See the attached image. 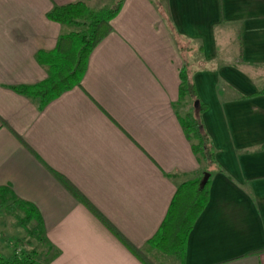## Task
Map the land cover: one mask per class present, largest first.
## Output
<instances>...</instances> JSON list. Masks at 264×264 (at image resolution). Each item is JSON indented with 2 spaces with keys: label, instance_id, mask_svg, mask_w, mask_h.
I'll use <instances>...</instances> for the list:
<instances>
[{
  "label": "crops",
  "instance_id": "1",
  "mask_svg": "<svg viewBox=\"0 0 264 264\" xmlns=\"http://www.w3.org/2000/svg\"><path fill=\"white\" fill-rule=\"evenodd\" d=\"M118 1L0 0V189L39 216L34 256L177 264L149 242L205 170L176 110L187 68L221 171L184 264H264V0H121L80 86L45 106L16 91L48 79L38 55L74 31L48 18L55 7Z\"/></svg>",
  "mask_w": 264,
  "mask_h": 264
},
{
  "label": "trees",
  "instance_id": "2",
  "mask_svg": "<svg viewBox=\"0 0 264 264\" xmlns=\"http://www.w3.org/2000/svg\"><path fill=\"white\" fill-rule=\"evenodd\" d=\"M121 7V0L113 7L104 9H94L81 2L55 7L48 18L58 24L72 27L74 31L62 36L53 52L38 55V61L49 68L48 79L36 85L18 87L16 91L40 100L41 105L45 106L63 93L80 86L91 53L111 32L112 22ZM180 81L178 103H192L190 110L184 115L176 109L182 129L195 155L207 166L216 167L217 171H221L216 160L215 145L202 120L208 105L199 100L187 68L181 70ZM205 173L211 174L210 171L204 170L195 179L179 186L165 220L156 236L149 242L150 248L163 256L176 258L180 264L185 263L189 235L210 200V179L204 187H201ZM7 196H9L8 190L0 189V200L6 204L15 201L11 196L6 200ZM31 219H39L33 209L29 210L27 218L21 220V224L26 225ZM31 234L38 241L46 243L39 228H35ZM0 264L42 263L29 254L10 257L0 254Z\"/></svg>",
  "mask_w": 264,
  "mask_h": 264
},
{
  "label": "rangeland",
  "instance_id": "3",
  "mask_svg": "<svg viewBox=\"0 0 264 264\" xmlns=\"http://www.w3.org/2000/svg\"><path fill=\"white\" fill-rule=\"evenodd\" d=\"M191 106L192 103L189 102L182 104L177 103L176 109L180 114L184 115L190 110ZM205 170L211 171L212 168L205 165ZM7 199H10V196H7L6 200ZM3 203V200H0V254L6 257L29 254L36 258L34 256V251H41L44 253L45 249L43 248L44 246L42 247V244H40L41 241L35 239L31 234L34 230H31L34 225L33 221L36 219H31L26 225H22L21 220L27 218V214H23L19 211L17 212L15 209L18 207L16 200L8 204ZM44 245L46 244L44 243ZM165 260L172 261L173 259H171V257H165ZM174 262L178 264V261L174 260Z\"/></svg>",
  "mask_w": 264,
  "mask_h": 264
},
{
  "label": "water",
  "instance_id": "4",
  "mask_svg": "<svg viewBox=\"0 0 264 264\" xmlns=\"http://www.w3.org/2000/svg\"><path fill=\"white\" fill-rule=\"evenodd\" d=\"M198 103H196V105H197ZM210 174L209 173H205L204 174V178H203V180H202V183H201V187H204L206 184H207V182L209 181V179H210Z\"/></svg>",
  "mask_w": 264,
  "mask_h": 264
}]
</instances>
